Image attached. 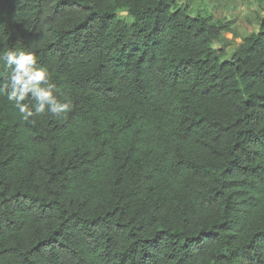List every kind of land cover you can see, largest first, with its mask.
<instances>
[{"label": "trees", "instance_id": "16d2710c", "mask_svg": "<svg viewBox=\"0 0 264 264\" xmlns=\"http://www.w3.org/2000/svg\"><path fill=\"white\" fill-rule=\"evenodd\" d=\"M233 33L177 0H0V54L71 100L0 96V264H264V18L225 59Z\"/></svg>", "mask_w": 264, "mask_h": 264}, {"label": "clouds", "instance_id": "9594fccd", "mask_svg": "<svg viewBox=\"0 0 264 264\" xmlns=\"http://www.w3.org/2000/svg\"><path fill=\"white\" fill-rule=\"evenodd\" d=\"M31 50H12L0 54V96L18 111L24 121L51 113L62 116L71 100L57 88L47 68L37 66Z\"/></svg>", "mask_w": 264, "mask_h": 264}, {"label": "rangeland", "instance_id": "374dc122", "mask_svg": "<svg viewBox=\"0 0 264 264\" xmlns=\"http://www.w3.org/2000/svg\"><path fill=\"white\" fill-rule=\"evenodd\" d=\"M185 5L192 16H211L215 20H223L231 24L233 34H226L224 39L213 47L225 59L230 58L234 51L252 33H257L264 18L258 0H177ZM235 264H252L250 259L237 256ZM254 264V261H253Z\"/></svg>", "mask_w": 264, "mask_h": 264}]
</instances>
